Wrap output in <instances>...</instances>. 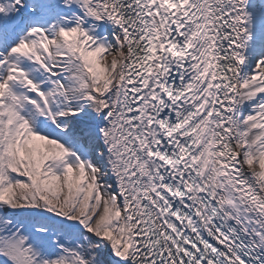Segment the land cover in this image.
<instances>
[{
	"label": "snow or ice",
	"instance_id": "6c2138e0",
	"mask_svg": "<svg viewBox=\"0 0 264 264\" xmlns=\"http://www.w3.org/2000/svg\"><path fill=\"white\" fill-rule=\"evenodd\" d=\"M0 264H264V0H0Z\"/></svg>",
	"mask_w": 264,
	"mask_h": 264
}]
</instances>
